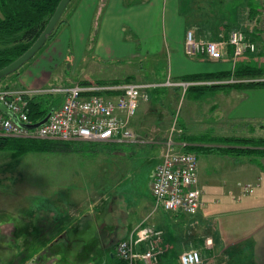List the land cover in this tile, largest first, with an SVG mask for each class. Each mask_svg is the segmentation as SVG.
<instances>
[{
	"label": "crops",
	"instance_id": "crops-1",
	"mask_svg": "<svg viewBox=\"0 0 264 264\" xmlns=\"http://www.w3.org/2000/svg\"><path fill=\"white\" fill-rule=\"evenodd\" d=\"M262 3L263 0H71L52 39L1 84L29 91L34 97L45 94L42 90L53 85L118 80L112 78L118 63L128 66L152 54L156 58L157 52L138 48L141 43L155 46L156 37L162 38L157 44L168 51L173 80L187 74L233 70L231 54L220 60L188 56L187 32L193 31L197 38L219 40L240 29L256 39ZM217 62L232 66L212 65ZM237 62L264 63V46L260 43L258 52L248 53ZM192 98L193 105L205 101L209 112L222 109L231 122H254L264 128V86L217 90ZM136 116L134 122H138ZM204 157L205 163L202 158L198 160L203 189L199 211L188 214L163 210L152 220L163 229L160 264H179L180 255L192 248L202 252L204 264H264V155L255 156L254 161L248 156L216 153H206ZM154 176L155 169L153 179ZM86 190L82 179L66 177L50 184L23 185L16 198L22 206L33 201L34 205L45 203L54 209H68L79 204L77 198ZM150 196L154 201L151 191ZM54 238L51 240H57Z\"/></svg>",
	"mask_w": 264,
	"mask_h": 264
},
{
	"label": "rangeland",
	"instance_id": "rangeland-1",
	"mask_svg": "<svg viewBox=\"0 0 264 264\" xmlns=\"http://www.w3.org/2000/svg\"><path fill=\"white\" fill-rule=\"evenodd\" d=\"M158 39L162 38L154 39L155 46H138L140 50L157 52L156 58L152 54L128 66L118 63L112 78L130 77L141 82L172 79L168 51L162 50ZM212 65L232 66L218 62ZM237 65L238 62L234 66ZM252 79L234 78L230 82ZM1 82L0 87L4 88ZM174 87L159 85L150 90V99L136 116L138 122L132 120L130 129L134 136L121 144L80 141L25 153L0 150V264H107L118 242L128 238L136 225L142 221L157 225L152 220L163 209L151 199L152 176L170 140L177 149H184L183 135L189 141L193 137L222 135L264 136V128L254 122H231L222 109L209 112L205 101L193 105L192 95L186 93L184 86ZM48 96L52 100L62 98L56 93ZM209 99L217 100V96ZM54 105L58 107L59 102ZM196 153L198 160L202 158L205 163L206 153ZM66 177L82 179L87 187L73 208L54 209L45 203L34 205L33 201L22 206L16 198L23 185L50 184ZM234 186L237 191L236 181ZM54 237L57 240L52 241Z\"/></svg>",
	"mask_w": 264,
	"mask_h": 264
},
{
	"label": "built area",
	"instance_id": "built-area-1",
	"mask_svg": "<svg viewBox=\"0 0 264 264\" xmlns=\"http://www.w3.org/2000/svg\"><path fill=\"white\" fill-rule=\"evenodd\" d=\"M260 43L264 46V1L260 9L256 39L248 37L240 29L232 30L228 37L219 40L197 38L193 31H188L185 53L191 57L200 56L211 60H220L231 54L235 65L238 59L246 54L258 52ZM232 79L234 78L220 82L226 83ZM214 82L216 81L112 80L50 86L42 91L45 94H63V101L50 111L48 120L33 128L25 125L37 123L29 117L27 100V97H30L29 91L3 88L0 89V101L16 114L19 122L0 110V135L62 141L123 142L134 136L130 129L132 120L138 113L140 105L150 99L151 89H156L159 85L184 86L187 89L191 85ZM176 145L174 141H169L156 166L151 188L153 200L157 207L166 211L196 214L202 205L203 195L199 181L198 155L194 151L177 149ZM162 237V228L142 221L128 238L118 242L114 257L126 264H160L164 254ZM202 262V252L195 248L180 255L179 264Z\"/></svg>",
	"mask_w": 264,
	"mask_h": 264
},
{
	"label": "trees",
	"instance_id": "trees-1",
	"mask_svg": "<svg viewBox=\"0 0 264 264\" xmlns=\"http://www.w3.org/2000/svg\"><path fill=\"white\" fill-rule=\"evenodd\" d=\"M60 1L61 0H0V69L17 59L34 43L44 30ZM56 29L49 36L48 40L52 39L55 35ZM18 71L19 69L2 78L0 82L10 76H14ZM263 76L264 66L238 64L233 70L187 74L182 76L181 80L190 82L216 81L212 84L191 85L186 89L187 94L192 95L194 98H200L211 91H228L233 88L264 86V80H255ZM231 78H253V80L247 82H220ZM124 80L130 81L132 79L127 77ZM120 81L123 80H113V82ZM4 88H8V86L5 85ZM47 95L49 94L27 97L29 117L32 121L40 122L54 107H56L54 105L55 102H59V105L62 103L63 98L52 100L49 96L47 97ZM182 138L183 141L187 142L184 146L185 150L194 152L199 150L205 153L231 155L234 157L248 156L252 161L255 160V156L264 155V136H212L206 139L203 137H193L191 141L188 140L189 137L187 135H183ZM62 142L80 141L21 138L0 135V150H11L14 153H25L37 149L50 150L54 149L59 144L61 145ZM194 142H199L200 144H192ZM106 144L116 145L121 143L110 141L106 142ZM109 262L126 264L123 261H117L114 256L111 257Z\"/></svg>",
	"mask_w": 264,
	"mask_h": 264
},
{
	"label": "water",
	"instance_id": "water-1",
	"mask_svg": "<svg viewBox=\"0 0 264 264\" xmlns=\"http://www.w3.org/2000/svg\"><path fill=\"white\" fill-rule=\"evenodd\" d=\"M71 2V0H61L53 13L52 17L48 21L47 25L45 26L42 33L39 35V37L34 41V43L17 59L12 61L7 66L0 69V80L16 70L20 69L25 63H27L47 42L49 36L55 31L57 28L68 4ZM0 110L5 113L6 115L12 117L15 121L19 122L18 117L16 114H14L10 109H8L1 101H0ZM50 115L49 114L40 122L34 123V124H25L28 127H36L46 120H48Z\"/></svg>",
	"mask_w": 264,
	"mask_h": 264
}]
</instances>
